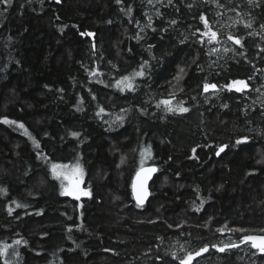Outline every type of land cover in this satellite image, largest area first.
I'll return each instance as SVG.
<instances>
[{"label":"trees","instance_id":"obj_1","mask_svg":"<svg viewBox=\"0 0 264 264\" xmlns=\"http://www.w3.org/2000/svg\"><path fill=\"white\" fill-rule=\"evenodd\" d=\"M146 3L0 0V264H250L213 245L264 233V95L227 88L264 87V0L156 1L136 38ZM227 6L249 24L224 32L241 42L212 60L198 32H216ZM126 76L131 89L117 86ZM72 160L87 198L52 174ZM149 164L159 172L138 206L134 173Z\"/></svg>","mask_w":264,"mask_h":264},{"label":"rangeland","instance_id":"obj_2","mask_svg":"<svg viewBox=\"0 0 264 264\" xmlns=\"http://www.w3.org/2000/svg\"><path fill=\"white\" fill-rule=\"evenodd\" d=\"M146 1H147L146 7H145V20H146V22L140 21L138 23L136 38L141 36L142 31L145 28V24L147 22L151 23V21H153L154 16L156 14V9L154 7L155 2L156 1L165 2L167 0H151V2H149V0H146ZM242 13L243 12H237L236 10L230 9L229 6L224 7V8L217 7L216 14H215L216 20H215V23L213 24V27L215 28V30L217 32V39L210 41L209 36L203 35L205 32H208L209 30H205V31L201 30L198 32L202 38L206 39V41H207L206 42V51H207L208 56L212 60H217L216 57L218 58L219 56H221L223 54H227V53H230L231 51H235V45L233 43H231L233 41H229L228 39L227 40L222 39V34L226 31H228V32L232 31V29H234L237 26L243 27V26L249 24L248 23L249 19H247L246 14L245 13L242 14ZM249 34L252 35L253 31H249ZM214 55L216 57H213ZM98 70H99L98 67H96L93 70V73H97L95 71H98ZM247 85H248L247 88H244L242 91H239V92L245 93L246 96L249 94H253L254 95L253 98L249 97L251 102H254V101L261 102L263 100L262 96L264 95L263 85H261L259 83H256V84L249 83ZM227 88L229 90H235L236 91V86H232L231 88L227 87ZM221 91L222 90H220V91L218 90V87H216L215 89L210 88V89H208V91H206L208 93L205 96V98H207V99H209L208 97H210V98L215 97L216 98L219 96V93ZM147 161H148L147 159H142L141 162H142V164H144ZM67 163H70V164H65V165H71L73 168H75L76 165L80 166V168L82 169V172H83V174L80 176V180H81L80 188L83 189L84 191H87L90 193V189L84 183L85 172H84L83 167L76 160H72V161L67 162ZM77 175H79V173H77ZM60 180H61V184L63 185L62 187L64 188V192H65L69 187V183L67 180H63V181H62V179H60ZM81 196H82V198L89 197V195H87V196L81 195ZM72 197H74V196H72ZM228 243L232 244L233 242L232 243L228 242ZM242 246H244V245H242ZM242 246H239V247H241L240 253H241L242 257H246V259H248V261H250V264H261L259 262H256V255L260 254L259 250L253 249L250 245H246L245 247H242ZM251 250H253L254 253ZM176 251L177 250L175 249L174 253H176ZM260 255H264V254H260ZM181 259H184V258L181 257L180 260Z\"/></svg>","mask_w":264,"mask_h":264},{"label":"snow or ice","instance_id":"obj_3","mask_svg":"<svg viewBox=\"0 0 264 264\" xmlns=\"http://www.w3.org/2000/svg\"><path fill=\"white\" fill-rule=\"evenodd\" d=\"M6 2V0H5ZM119 2V0H118ZM149 2H151V0H149ZM202 20H204L205 23V27L208 28V21L202 16L201 17ZM173 23H175L173 21ZM250 26V25H249ZM86 35H92V33H86ZM203 35L205 36H209V40H216L217 39V33L215 31H211V29L209 28L208 32H205ZM228 39L232 40L235 39L233 36L229 35ZM240 40L239 39H235V43L236 44H240ZM227 50V49H226ZM147 63V62H145ZM181 72H183V69H181ZM133 76H143L144 72L138 71L132 74ZM179 78V77H178ZM123 85L124 88H128L131 89L133 88V84L131 82V77H123L120 81H117V86ZM232 86H236V91H242L244 88H247L248 85L244 82V81H233L232 85H229L228 87L231 88ZM217 86L215 84H205L204 85V90L208 91L209 88H213L215 89ZM173 98H174V94H173ZM161 103H163L165 106H167V110L168 111H179V112H187L188 108L180 106L177 108H173L172 105V100L168 99V100H164ZM101 111H103V109H101ZM5 123H15V121H8L7 118H5L4 120ZM20 127L23 128L24 125L20 124ZM73 136H77L79 135L78 133H72ZM245 140L247 138H244ZM241 140H238L236 143L239 144L241 143ZM227 147V145L221 146L219 152H217V155L220 154V152H223L224 149ZM62 170V171H61ZM142 171H144L142 169ZM147 172L151 173V172H155L156 169L151 168V169H147ZM77 173H79V175H77ZM52 174L55 178L57 179H62L63 180H67L69 183V187L65 192H62V194H66L69 196H74L77 200L80 199L81 195H90L89 192L84 191L83 189L80 188V176L83 174L82 169L80 168L79 165H76L75 168H73L71 165H64V164H52ZM139 176V173L137 174ZM145 179H147V176H145ZM134 191L136 190V186L133 185ZM146 193L142 194L141 192H136V199L138 202V206L143 204L144 198H145ZM17 207H21V205L17 204ZM9 211L11 212L12 209H9ZM218 231H223V229H218ZM243 231V230H240ZM261 232H264V229H261ZM244 242H251V245L253 248L258 249L261 253H264V235H245L242 240L241 243ZM17 244L20 243V241H16ZM213 247H217L216 245H213ZM239 247L238 244H228L225 245L224 247H220L218 250L220 252H224L226 249H230V248H237ZM3 252H7V248H4L2 250ZM208 251V247L205 246L204 248L200 249V251L195 253V256H200L201 253L203 252H207ZM173 256H175V253H173ZM194 259L193 254L192 253H188L187 257L184 259L180 260V264H191L192 260ZM7 264V262H6Z\"/></svg>","mask_w":264,"mask_h":264},{"label":"water","instance_id":"obj_4","mask_svg":"<svg viewBox=\"0 0 264 264\" xmlns=\"http://www.w3.org/2000/svg\"><path fill=\"white\" fill-rule=\"evenodd\" d=\"M235 39H239V38H236L235 37ZM151 168L156 169V171L155 172H151V173H149V172L146 171L147 169H151ZM142 169L144 171H142ZM158 172H159V167L157 165H144V166L140 167L137 170V172L135 173V175L133 177V181H132V193H133V198H134L135 202L138 204L137 199H136V192L137 191L138 192H141L142 194L146 193L145 198H144V201H143V204L140 205V206L146 205V203L150 199V197L152 195L151 185H152V182L155 179L156 175L158 174ZM138 173H139V176L137 175ZM145 176H147V179H145ZM133 185L136 186V190L135 191H134ZM81 198H82V196H80V199ZM247 235H257L258 236V235H264V234H247ZM244 236H242V238ZM242 238H241V240H242ZM241 240L239 242H236V243H233V244H238L239 246H242V245H250L252 247L251 242L241 243ZM225 245H228V244L216 245L217 247H213V248L216 251H218L219 253H223V252H220L218 249L220 247H224ZM209 249H210V246H208V251H209ZM230 249H232V248H230ZM253 249L258 250L256 248H253ZM226 250H228V249H226ZM260 254H264V253H261L260 252Z\"/></svg>","mask_w":264,"mask_h":264},{"label":"bare ground","instance_id":"obj_5","mask_svg":"<svg viewBox=\"0 0 264 264\" xmlns=\"http://www.w3.org/2000/svg\"><path fill=\"white\" fill-rule=\"evenodd\" d=\"M149 165H150V164H149ZM152 165H153V164H152ZM135 173H136V172H135ZM135 173H134V174H135Z\"/></svg>","mask_w":264,"mask_h":264}]
</instances>
